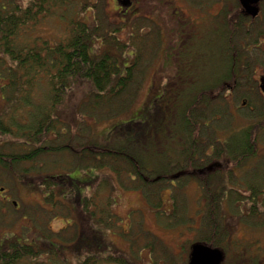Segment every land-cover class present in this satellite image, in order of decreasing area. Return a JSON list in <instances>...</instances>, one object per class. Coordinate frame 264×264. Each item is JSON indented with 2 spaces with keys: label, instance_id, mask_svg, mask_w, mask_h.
I'll return each mask as SVG.
<instances>
[{
  "label": "trees",
  "instance_id": "trees-1",
  "mask_svg": "<svg viewBox=\"0 0 264 264\" xmlns=\"http://www.w3.org/2000/svg\"><path fill=\"white\" fill-rule=\"evenodd\" d=\"M23 1L26 3L23 4ZM53 2L54 0H0V94L3 95L0 101L4 100L3 105L6 103L11 109L6 116L2 113V108L0 109V141L5 137V140L0 142L2 144L0 148L8 146L13 149L6 153L4 158L0 153V166L11 171L17 178L14 172L18 165L14 164L24 161L33 162L44 154L48 156L64 152V154L74 157L75 164L73 165L80 168L83 162L90 159L95 162L92 166L96 168L92 169L107 167L116 174V179L118 177L134 183L135 188L141 191L151 207L155 211L158 210L159 215L156 212L154 214L156 219H163L164 224L171 227L186 225L187 207L183 196L179 193L178 196L172 194L170 211L161 210L160 191L164 186L163 183L165 184L169 180V182L178 181L182 175L192 176L199 179L201 192H203L200 210L218 212L221 209L220 200L225 191V182L230 181L227 176L222 177L221 172L225 168L232 173L234 168L243 165L242 155L246 153L243 150L245 138L241 131V136L232 141V149H229L225 144L226 150L223 148V144L215 139V142L218 143L215 154H213L214 152L210 155L207 154V147L210 143L205 144L206 137L203 136V127L199 128L200 125L197 121L204 127L207 122L203 123L198 111L202 107L198 103L204 99V96L206 100L209 97L211 101L209 93L216 90L221 102L220 106H224L225 113L229 115L228 106L230 103L224 99L225 95L232 97L237 94L240 108H243L244 104L245 107L252 105L254 100L260 97L249 69L246 67L240 69V63L237 62L241 61V58L234 56L230 48L231 44L234 45V41L221 45L223 54L218 57L221 70L216 75L207 74V72L199 76L191 75L196 66H190L191 59L183 60L189 64L186 66L183 62L185 67L179 65V60L178 62L167 60L168 56L164 58L166 65L160 59L162 62L158 65L166 69L161 75H157L162 81L150 80V89L146 94L147 101L143 103L137 113L132 114V117H139L138 120L142 122L134 121L133 125L141 131L143 128L142 133L140 132L138 136L144 139L145 133L154 131L157 126L167 129L170 127L171 121L174 120L175 127L177 124L175 117L179 116L181 120L179 130L175 129L178 153L174 155L173 159H169L170 161L164 169L152 167L148 161L142 160L135 150L131 151L130 144L126 141L119 144H111L109 141V146H102L104 148L103 155H99L98 150L92 154L93 148L90 150L89 144H93V141L89 139L79 145L80 150L77 151L73 142H70L69 136L65 141L57 143L55 146L48 142L38 145L48 132L57 137L64 134L59 133L58 123L62 122V116L68 119L65 114L66 106L63 109L62 105L69 95V91L75 88V84L87 83L90 90L87 93L86 101L82 103V108L78 112L73 111L72 116L79 114L85 116L84 111L89 108V105L94 108L95 112L93 116L91 114V117L97 120L126 114L133 105L141 85V82H138V87H136L135 68L139 57L133 59L130 65L125 64L120 68L119 58L115 55L112 57L109 53L91 54L93 50L90 49V44L94 42L92 40L94 35L106 42L103 35L107 33H99L98 26L93 28L85 23L72 24L64 38L51 43L41 42L40 37L35 38L31 32L39 20L47 16L48 7ZM224 49L228 52L224 53ZM158 51L162 56L166 53L161 48ZM246 59L243 58L242 62ZM138 69L141 70V74L144 73V69L140 67ZM242 74H244L243 77ZM179 79L185 80L178 82ZM202 79L213 81L196 87L198 81ZM224 82L231 83L232 87L228 88ZM42 88L43 91L39 93ZM34 94L35 100L32 97ZM172 97L174 102L171 105ZM151 106L152 110L149 111ZM20 108H28L32 111L27 114L28 120L21 121L17 118V115L21 114L17 113ZM127 128L130 126L128 125ZM139 144L141 145V143ZM14 146L16 147L14 148ZM29 146L30 149H27ZM16 149L21 151H14ZM224 151L227 154H224ZM134 154L137 155L136 158H133ZM198 156L205 157V161L203 162L202 158L200 159ZM6 159H8V163H5ZM117 161L125 164L123 170L120 165H117ZM155 162L159 165V160L152 163ZM169 165L180 166L181 169L172 172ZM215 165H217L215 174L205 172L209 170L208 167ZM196 169H199L201 173H197ZM38 170L40 173L37 172ZM38 170H35L36 176H42L44 180L37 179V182L44 184V190L53 184H58L57 178L59 181L65 180L61 174L48 173L49 171L43 174L42 169ZM212 179L214 180L212 181ZM117 181L119 182L118 179ZM2 190L3 188H0L1 192ZM96 190L98 188H95L92 194L99 193V190ZM49 193L50 191H46L47 197ZM112 198V195L104 196V200L102 199L101 202L99 197L95 201L94 197L84 196L81 199V196L78 195L74 201L76 205L79 200L78 205L82 218L74 226L76 232L69 241L68 248L71 249V251L69 250L70 254L71 252L77 254L75 259L76 261L80 260L79 264H95V252L102 254V258H98L96 263L131 264L129 255L104 243L107 231L120 230L121 227V219L113 209L114 200ZM216 215L217 213L211 214L212 217ZM97 225L102 227L100 233L94 229V226ZM194 225L193 221V227ZM137 226H139L138 229H136ZM193 227L187 226V229L192 232ZM123 234L129 236L131 245H133L134 239H142V242L151 251L154 249L152 242L157 244L156 241H158L153 233L138 223L132 228V232ZM42 242L41 237L30 243L19 242V239L15 241L0 239V264H35L41 255L39 246ZM49 244L53 246L51 243ZM157 245L166 253L165 245L162 242ZM193 245L189 246L190 249ZM85 252L86 255H84ZM51 253L49 251L47 254ZM173 257L174 254H172V259L167 257L166 260L164 258L161 260L167 264H177V261L173 262ZM137 258L140 256L138 255ZM185 264H188L187 261Z\"/></svg>",
  "mask_w": 264,
  "mask_h": 264
},
{
  "label": "rangeland",
  "instance_id": "rangeland-1",
  "mask_svg": "<svg viewBox=\"0 0 264 264\" xmlns=\"http://www.w3.org/2000/svg\"><path fill=\"white\" fill-rule=\"evenodd\" d=\"M161 1V8H158L155 4L151 6L154 9L153 14H149L148 7L145 5L133 18L127 17L125 19L123 17L121 20L120 18L117 20L115 14L112 13V6L108 3L111 0H54L55 3H50L47 16L42 17L31 32L35 38L40 37L41 42L48 41L51 43L64 38L72 24L85 23V25L93 28L98 26L99 33H107L103 35V39L107 43L94 35V38H92L94 42L90 44V49L93 50L91 54L100 55L109 53L112 57L115 55V57L119 58L120 68L124 67L125 64L130 65L133 59L139 57L135 68L136 87H138V82H141V85L137 96L133 97V105L126 114L97 120L91 117V114L93 116L95 112L94 108L89 105V108L84 111L86 113L85 116L81 114L72 116L73 111L78 112L82 108V103L86 101L87 93L90 90L87 83L81 85L75 84V88L69 91L70 93L62 105L63 109L66 106L65 114L68 116V119L62 116V122L58 123L60 126L58 127L59 133L64 134L57 137L48 132L38 145L48 142L50 145L55 146L57 143L65 141L69 136L70 142H73L77 151L80 150L78 146L84 144L89 139L93 141V144H89L90 150L93 148L92 154H95V151L98 150V154L103 155L104 148L102 146H109V141L111 144H119L126 141L130 144L131 151L135 150V153L142 160L148 161L149 165L159 169H164L165 165L170 161L169 159H173L174 155H177L176 130H179V123L181 122L179 116L175 117V123H177L175 127L173 120L169 128L165 129L163 126H157L154 131L145 133L144 139H142L138 135H140V132L142 133L143 128L141 131V129L133 125L134 121L142 122L138 120L139 117L133 118L132 114L137 113L143 103L147 101L146 94L150 89V80L162 81L157 75H161L166 69L158 64L162 60L165 64L164 58L166 54L162 56L158 50L161 48L162 50L167 49L171 51L176 42L170 36L179 32L182 28L178 18L173 16L172 12L164 6L177 3L191 12L193 17L199 18L207 11H214L218 2L216 0H189L188 3L185 0ZM161 12H164L163 19L159 17ZM225 15L224 19L221 18V21L229 19L230 15ZM263 29L264 23L260 26V30ZM126 45H128V48ZM220 46L221 43L216 40L215 43L210 44L208 47L210 51H215L216 49L215 55L210 54L208 51L201 54L202 47L196 42L185 46L184 56H180V58L191 59L192 64L190 66L196 65L191 75L199 76L206 72L207 74L216 75L221 70L218 57L223 53L220 51ZM260 46L264 48V41L260 43ZM110 48L112 50L116 49L117 52H109ZM132 49L135 55L131 54ZM167 60L178 62L179 58L167 57ZM149 62L151 63L147 66ZM183 62L181 60L179 65L182 67H185L184 63L186 66L189 65ZM138 67L144 69L143 74L140 73L141 70ZM261 73L264 76V69L263 71L259 69L256 76ZM181 80L184 81L185 79H179L178 82ZM210 81L212 82L213 80L202 79L198 81L196 87L203 86ZM42 91L43 88L39 93ZM2 96L0 94V100ZM209 96L211 97V101L209 97L206 100L204 96V99L198 103L202 107L198 111L203 119V123L207 122V125L204 127L198 121L197 123L200 125L199 128L203 127V136L206 137L204 139L205 144L210 143L207 147V154L210 155L213 152L215 154L218 147L215 139L223 143L221 140L226 139L230 132L229 142L232 146V141L241 136V128L244 125L242 117L244 109L240 108L241 105L239 107L240 100L237 99V94L233 95L229 100V115L225 113V107L220 106L221 102L216 90L211 94L209 93ZM32 97L35 100V94ZM170 101L172 105L174 102L173 97ZM4 102V100L0 101V109L2 108V113L6 116L11 109L8 104L5 103L3 105ZM151 110L152 106L149 111ZM29 112L32 111L28 108H20L17 110V113L21 114L17 115V118L21 121L28 120L27 114ZM128 125L130 128H127ZM3 139L5 140V137L0 142H3ZM4 147L3 149L0 148L3 158L6 156V153L13 150L8 146ZM27 149H30V146ZM14 151L21 150L16 149ZM136 154L133 155V158L137 157ZM224 154L227 153L224 151ZM71 157L64 154V152L48 156L44 154L33 162L24 161L14 164L18 165L14 172L17 178L11 171H7L0 166V188H3L2 192L0 191L1 240L15 241L19 239V242L30 243L32 240L41 237L43 239V242L39 246V253L41 255L38 258L39 262L36 261L35 264H79L80 260L76 261L75 259L77 254H73L72 252L70 254L69 250L71 251V249L68 248V243L74 236V232H76L74 226L82 218L78 205L79 200L76 202L77 206L74 204V201L79 195L81 199L84 196L89 198L94 197V200L99 197V200L102 202L104 196L112 195V199L114 200L113 209L121 219V223L119 222L121 227L120 230L107 231V235L104 238L106 245L115 248L125 255H129L131 257V264H167L161 258L165 260L167 257L172 259V254H174L173 262L177 261V264L186 263L185 256L190 250L188 246L194 241V231H189L187 226L193 227V218L197 217L202 211L200 210V203L203 199V192H201L199 179L182 175V177L178 178V181L173 180V182H169V180L165 184L163 183L164 186L160 191L161 210L165 212L170 211L172 208L171 196H178L179 193L183 196L186 203L184 204L187 207V213L185 214V218L187 219L186 225L171 227L165 225L163 219H156L154 214L156 212L159 215L157 213L158 210L155 211L151 207L141 191L135 188L134 183L117 177L118 182L116 174L107 167L92 169L96 167L92 166L95 162L90 159L87 162H83L81 168L76 167L73 165L75 164V159ZM101 157L103 158V156ZM199 158H202L203 162L205 161V157ZM206 159L208 158L206 157ZM155 160H159V165H157V162L152 163ZM5 163H8V159L5 160ZM117 163L122 170L125 168L123 166L125 164H121L118 161ZM172 166H168L171 167L172 172L181 169L180 166ZM204 166L207 167L208 165ZM242 167L243 165L234 168L232 173L228 172L229 169L221 172L222 177L225 178L227 176L230 178L229 182H225L223 195L226 192L238 195L241 193L239 181ZM251 167H255V165H251ZM39 168L43 170V174L48 171V173L55 172V174L63 175L65 180L59 181L57 178L58 184H53L47 190H44V184L37 182V179H43L42 176H36L37 174H35ZM37 172L40 173L39 170ZM19 176L21 177L20 179ZM250 177H253V175L251 174ZM98 186L101 188L99 189ZM95 188H98L99 193L92 194ZM46 191H50L48 197L45 194ZM5 198H7L6 201L4 200ZM13 201L17 202V208L13 204ZM235 203V209H232L228 205V202L220 204V207L226 209L228 205L229 209L237 212L240 203L239 201ZM231 212L237 215L233 211ZM137 223L157 237V244L162 242L165 245L166 253L154 242H152L154 249L151 251L140 238L134 239L135 244L131 245L129 236L123 233L132 232V228ZM129 227L130 229L128 230ZM239 227V224H236L234 227L238 234ZM138 228L139 226L136 227V229ZM94 229L100 233L102 227L97 225L94 226ZM158 248L160 251L157 250ZM49 251L52 253L47 254ZM84 255H86V252ZM138 255L140 258H137Z\"/></svg>",
  "mask_w": 264,
  "mask_h": 264
},
{
  "label": "flooded vegetation",
  "instance_id": "flooded-vegetation-1",
  "mask_svg": "<svg viewBox=\"0 0 264 264\" xmlns=\"http://www.w3.org/2000/svg\"><path fill=\"white\" fill-rule=\"evenodd\" d=\"M216 1L218 4L214 11H207L199 18L193 17L191 12L177 3L164 6L172 12L173 16L178 18L182 25L179 32L170 36L175 39L176 44L171 51L165 49L166 57L179 58V62L185 60L180 58V56H184L185 46L196 42L202 47L201 54L208 51L215 55L216 49L215 51L208 49L210 44L217 40L223 45V43L233 40L234 45L231 44L230 48L234 56L241 58V61L238 60L237 63H240V69L244 67L249 69L260 97L255 99L252 105L245 107L244 104L243 106L244 125L241 131L245 138L243 150L246 153L242 155L244 162L239 181L241 193L235 195L226 192L220 200L221 205L228 202L232 209L236 208L234 207L235 202L239 201V209L235 212L229 209L227 205L226 209L221 208L218 212L201 211L194 219V241L189 246L198 244L219 250L221 259L217 264H264V76L262 73L256 76L259 69L262 71L264 69V48L260 46V43L264 41V29L260 30V26L264 23V0ZM185 2L188 3L189 0H185ZM108 3L112 6V13L115 14L117 20L118 18L121 20L123 17L125 19L127 17L133 18L145 5L148 7L149 14H153L154 9L151 6L155 4L161 8L162 1L111 0ZM252 7L257 10L253 15L248 12V9ZM225 14L230 15L229 19L221 21V18L224 19L226 16ZM163 16L164 12H161L159 17L163 19ZM151 20L155 21L154 19ZM126 47L128 48V45ZM109 52L116 53L117 50L110 48ZM227 52L228 50L224 49V53ZM131 54L135 55L133 49ZM243 58L247 59L242 62ZM243 76L244 74H242ZM224 85H227L228 88L232 87L231 83L224 82ZM230 98L228 95L224 97L227 102ZM228 134L226 139L221 140L225 150L226 145L232 149L229 142L231 133ZM251 165L257 166L251 167ZM220 168L222 167L220 166ZM208 169L205 172L215 174L217 165L210 166ZM196 171L201 173L199 169ZM251 174L253 177H250ZM4 200L6 201L7 198ZM17 207L18 205H16ZM216 213L215 217L211 216V214ZM207 214L209 216H206ZM236 224L240 225L239 234L234 229ZM189 246L188 249H190ZM190 252L191 249L185 256L187 263ZM94 255L96 261L98 258H102V254L98 252H95ZM96 261L95 264H99Z\"/></svg>",
  "mask_w": 264,
  "mask_h": 264
},
{
  "label": "water",
  "instance_id": "water-1",
  "mask_svg": "<svg viewBox=\"0 0 264 264\" xmlns=\"http://www.w3.org/2000/svg\"><path fill=\"white\" fill-rule=\"evenodd\" d=\"M256 8L248 9L252 15L256 13ZM16 205V202H13ZM221 259V253L217 249H210L205 246L194 244L191 247L190 258L188 264H217Z\"/></svg>",
  "mask_w": 264,
  "mask_h": 264
}]
</instances>
